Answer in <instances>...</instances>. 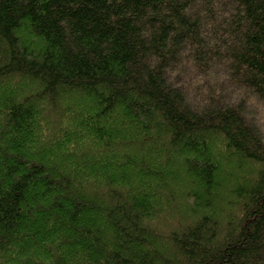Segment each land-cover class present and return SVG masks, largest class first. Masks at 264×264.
I'll return each mask as SVG.
<instances>
[{"label":"trees","instance_id":"trees-1","mask_svg":"<svg viewBox=\"0 0 264 264\" xmlns=\"http://www.w3.org/2000/svg\"><path fill=\"white\" fill-rule=\"evenodd\" d=\"M0 264H264V0H0Z\"/></svg>","mask_w":264,"mask_h":264}]
</instances>
